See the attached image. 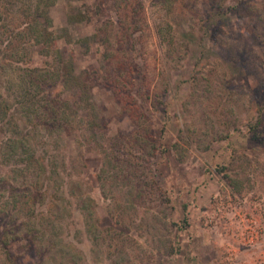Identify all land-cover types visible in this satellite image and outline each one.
I'll use <instances>...</instances> for the list:
<instances>
[{"label":"rangeland","instance_id":"1","mask_svg":"<svg viewBox=\"0 0 264 264\" xmlns=\"http://www.w3.org/2000/svg\"><path fill=\"white\" fill-rule=\"evenodd\" d=\"M95 1L102 9L68 24V32L76 38L100 28L109 38L107 74L123 85L116 59L134 71L125 84L133 87L131 109L102 77L104 40L87 51L62 36L58 45L73 50L85 74L97 73L94 102L108 134L137 143L143 135L161 146L138 161L145 199L129 229L106 227L107 199L92 188L104 228L90 237L66 195V236L80 249L79 264H264V0H127L121 23L111 21L119 19L113 0H58L50 9L54 28L66 25L69 10L94 8ZM60 132L58 149L79 164L71 178L95 185L101 154ZM10 222L0 212V264H32L21 240L2 243Z\"/></svg>","mask_w":264,"mask_h":264},{"label":"trees","instance_id":"2","mask_svg":"<svg viewBox=\"0 0 264 264\" xmlns=\"http://www.w3.org/2000/svg\"><path fill=\"white\" fill-rule=\"evenodd\" d=\"M57 1L0 0V212L8 214V228L14 231L8 236L4 226L1 238L4 245L12 240L25 243L35 258L32 264H79L80 249L66 236L71 215L66 195L75 200L84 231L90 237L96 238L104 228L97 222L96 202L89 192L92 188H99L107 199L111 223L106 227L116 229L119 224L129 229V221L136 219L138 207L145 199L147 179L136 173L138 161L146 160L161 146L143 135V142L137 143L132 137L107 133L94 102L92 81L97 73L85 74L78 68L73 50L67 53L58 45L62 36L87 51L98 40H104L100 28L76 38L68 32V24L91 19V9L97 13L102 5L95 1L94 8L69 10L66 25L57 31L50 15ZM113 2L119 19L111 21L121 23V12L125 14L128 2ZM104 41L101 59H106V74L102 77L125 95L123 103L129 108L135 97L129 92L133 87H127L126 81H133L134 71H128L126 62L122 70L123 65L116 59V75L125 73L118 76L123 81L119 85L114 74H110L112 69L107 68L111 50L107 36ZM60 130L73 133L78 146L80 142L88 144L101 154L95 185L71 178L77 175L73 167L79 164L69 155L64 158L58 149ZM65 167L64 180L61 170ZM160 192L164 200L168 199L163 190ZM169 249L176 251L173 246Z\"/></svg>","mask_w":264,"mask_h":264}]
</instances>
